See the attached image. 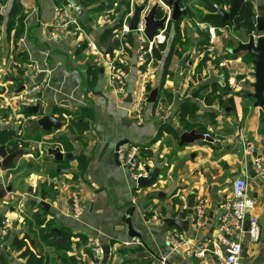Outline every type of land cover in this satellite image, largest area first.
Instances as JSON below:
<instances>
[{
  "label": "crops",
  "instance_id": "obj_1",
  "mask_svg": "<svg viewBox=\"0 0 264 264\" xmlns=\"http://www.w3.org/2000/svg\"><path fill=\"white\" fill-rule=\"evenodd\" d=\"M15 1L0 0V9L4 7L0 10V15H7L4 11L5 8L9 9V15ZM17 1L28 11L26 33L19 44L15 46L13 40H7L6 23L4 28L0 27V37L4 42L0 46L4 44L6 50L4 57H0V63L4 58H7L10 48L14 50L12 65L6 67L9 73L3 77L0 75V110H11L5 118L0 113V132L14 130L20 136L25 135L26 126L19 125L25 114L20 112L21 108H17L15 97L18 96L16 91L21 87L25 86L26 89H30L34 85L35 79L31 77L34 65L47 70L39 94L41 106L47 112L60 120L59 114L63 112H74L79 108L91 107L95 112V119L89 124L90 129L85 134L88 138L85 140L87 145L82 146L80 142H77L74 136L66 131V126L60 120L63 124L60 131L52 130L50 134L39 131L37 135L43 137V142L30 143L29 148L24 149L23 156L15 166L1 170L3 185L12 186L16 190V194L8 195L3 202H0V221L4 215L14 217L12 237L7 240L10 246L5 242L3 250L1 249L0 264H38L29 261V256L18 258L27 248L16 253L11 245L14 240L27 242L26 235L30 236V232L23 222L26 218L33 219L32 214L35 216L36 223L34 226L29 225L31 230L39 228L36 218V214H39L55 223L54 231L57 235L56 230L61 233L62 229H66L72 236L69 242L70 246L54 245V241L60 234L54 241H50V239L47 241L41 237V241L46 247L50 246L56 249L57 260L63 264L65 262L61 259L63 254L74 257L76 253L81 254L80 261H77L78 264L80 262L102 264L96 263V259L91 261L85 254V249H90L89 247L95 239H98L102 246H110L112 255L108 264H219L218 258L212 253L214 250L212 241L219 228V214L222 212L224 202L231 198L233 180L245 174L248 175L250 196L257 202L255 214L261 227V239L254 244L248 240L247 236L243 238L242 249L246 248V257L242 256L241 264H264V178L257 177L260 179L259 182L250 178L248 165L252 164L255 157H244L239 143L240 135L243 134L247 142L257 148V155L264 156L263 115L261 116L259 111L261 109L255 108L254 104L253 107L251 105L249 108H244V98L241 94H235L230 98L226 93L221 92L223 104L230 100L234 102L233 106L227 107L226 105L227 108L222 109L223 104L219 99L221 97L220 90L216 93L218 98L209 104L208 100L214 85L212 82H216L219 77L214 57L209 56L201 71L198 70L200 61L204 59V53H199L198 45L201 40L199 29H203L194 26L195 22L193 23L188 18H183L181 22L183 34H185L187 25L190 28V32L187 31L190 36L188 51L183 53L181 58L176 56L172 58L169 67L170 75L166 76L164 81H162L163 68L161 66V70L158 71L152 68L147 79H143L146 75L145 66L138 61L140 39L134 32L135 43L131 49L132 54L126 58L128 70L124 72L120 69V71L123 73L127 95L131 94L134 100L143 89L147 94L144 122L138 125L132 116V103H126L124 96L111 90L108 85V67L105 59L101 60L89 49L85 38H74L71 34H66L59 39L52 37L57 16L56 7L69 4L67 0L62 5L55 4L53 0H41V4L35 6L32 4V0ZM123 2L125 0L120 1L121 4H124ZM149 2L150 7L160 3L159 0H149ZM98 6L99 3H93L90 6L82 7L85 13V18L79 17L82 28L90 41L96 43L104 51L107 60L118 55L120 61L123 50L114 48L113 56H110V54H106L109 48L104 49L99 43L103 31L114 27L119 22L120 16L114 20L110 18L109 15L113 14V10L95 13ZM162 8L170 16L171 7L165 5ZM224 10H227V7ZM42 30L44 31L41 36ZM227 32L218 30L216 46L231 61L230 70L235 75L236 72L232 69V65L240 64L243 54L235 57L228 52L234 48L228 46L230 39L226 37ZM229 35L232 36L231 41L235 42L236 39L233 38V35L235 37L236 35ZM169 44L168 39L165 45L168 47ZM78 50L80 51L78 52ZM20 52L27 55L28 63L21 64L20 68L16 69L14 55ZM185 55L186 61L182 67H179V63ZM166 56L167 51H165L164 59ZM164 59L159 61L160 65L164 64ZM95 64L101 67L100 75L95 90L87 93L85 87L87 69ZM0 70L2 71L1 66ZM196 71L199 88L207 84V82L204 83V80L212 79L208 83L211 86L207 89L204 88L198 98L196 94L200 89L191 91L189 88V83L192 81L191 72ZM20 72H23L24 75H21ZM15 77L23 79L24 84L17 87L13 83ZM149 86L151 90H148ZM155 89L158 90L156 102L149 103L150 94ZM182 105L194 106L197 110L192 116L188 113L182 120L180 114ZM159 106L164 108L163 119H160L156 114V109ZM229 108L231 111L227 112ZM212 118L213 120H211ZM198 129L201 132H198ZM26 130L29 133L27 128ZM192 130L205 136L209 135L222 146V150L215 149L205 142L180 147L181 135ZM159 131H163V134L157 138ZM29 135L31 134L29 133ZM62 135H66L75 147L76 152L69 154H73L74 157L84 154L87 157L89 160L87 171L81 177L77 170L78 163L73 160L74 157L71 160L62 161L73 160L69 165L73 166L74 172L62 170L66 179L69 180L70 175H74V177L77 175L78 179L70 180L68 185L60 186L58 190L54 187V194L51 197L41 198L42 191L50 193V186H54L55 179V177H51L50 180H47L48 173L46 171L44 174V170L54 166L59 167L56 164L58 162L47 155L46 148L60 146L56 142V138ZM121 141L129 142V145L123 147L124 149H129L132 146L138 149L136 171H131L122 163L121 165L116 164L115 148ZM54 142L55 146L52 147ZM0 146L2 145L0 144ZM61 151L66 154L64 147L61 148ZM144 151L145 154H143ZM37 153L38 156H34ZM145 167H149L152 171L158 168L161 178L154 186L138 188L136 176L143 173ZM48 182L49 184H47ZM33 183L34 185H31ZM37 183L40 192L34 197L31 195V191ZM22 187L26 189V193L22 192ZM194 190L197 191L196 206L200 201H205L202 227L198 229L196 223L193 224V220H191L189 233L184 234L195 249H207L203 258H197L184 249H171L167 244V236L170 233H183V231L179 228H168L163 222L166 217H177L178 210H173L169 206L173 203V199L184 201ZM73 191L79 193L86 207V212L80 221H75L70 217V195ZM163 209L166 210L165 214ZM131 213V225L134 231L140 235L136 239L129 236L126 224V219ZM183 215L184 220H189L185 208ZM82 238L87 240L89 246H85ZM29 246L33 251V248L37 246L36 241L31 239ZM60 246L66 250L71 248L73 253H62L61 255ZM163 259H165V263H162Z\"/></svg>",
  "mask_w": 264,
  "mask_h": 264
},
{
  "label": "built area",
  "instance_id": "obj_2",
  "mask_svg": "<svg viewBox=\"0 0 264 264\" xmlns=\"http://www.w3.org/2000/svg\"><path fill=\"white\" fill-rule=\"evenodd\" d=\"M160 5L165 7L164 1L159 0ZM179 2L180 10L185 11L186 5L183 0H177ZM181 1V3H180ZM248 2L249 0H245ZM229 7H227L228 11ZM166 14V12H164ZM56 21L52 37L59 39L66 34H71L74 38L83 37L88 43V47L93 53H95L101 60L105 59V63L108 67V85L111 90L121 96H126V85L123 77V73L115 67L119 56L116 55L112 59H106L104 53L101 52L96 43L90 41L86 36L79 16L75 13L74 8L70 5H64L62 7H56ZM132 15V14H131ZM169 15V14H167ZM171 15V14H170ZM131 17V16H130ZM170 17V16H169ZM197 27L207 30L209 37V47L207 52L214 58H219L220 62L217 66V74L220 80L226 78L225 71L229 73L227 96L233 97V91L238 89V85L235 76L231 72V61L226 58L225 53L220 52L217 49L216 41L218 38V29L215 27H208L206 29L205 24H201L195 21ZM167 26V24H166ZM166 28V27H165ZM226 30H232L231 28L220 29V31L227 32ZM123 33H129L126 26H124ZM140 39V48L138 49V61L145 66L146 75L143 79H147L154 64L153 52L156 49H160L168 40L166 29L161 30L154 37L153 41H148L144 35V22L141 20L138 30L136 31ZM256 42L260 37L264 36V33H259L257 30L250 32L249 34ZM233 38H237L233 35ZM32 79H36L40 73L47 74V70L40 69L38 65L33 66ZM44 82V81H43ZM43 82L39 85H33L30 89H25L20 95L16 96L17 108L22 105L35 106L41 105L40 92L43 87ZM147 103V94L145 90L137 94L133 100V112L132 116L138 125L144 122V110ZM156 114L160 119L164 118V108L159 106L156 109ZM34 119L31 116L25 115L22 118L19 125L25 127L26 124ZM18 125V126H19ZM209 137V135H206ZM228 141V140H227ZM221 143V141H220ZM239 143L242 148L244 157L253 156L255 160L252 161L253 169L256 172L258 178H264V156H258V151L255 146L250 145L243 134L240 135ZM138 149L134 146L129 149L121 148L119 151V159L123 165L128 167L131 171H136L138 166ZM258 156V157H257ZM1 162V159H0ZM147 174L144 171L136 176V179L145 177ZM71 199V212L70 217L75 221H80L86 212V207L83 204L82 198L79 193L73 191L70 195ZM204 204L205 201H200L195 207L196 227L200 229L202 227V221L204 218ZM257 208V202L250 196L248 175L237 177L231 184V198L224 202L222 206V213L219 218V228L213 238L214 250L212 253L216 255L219 260V264H241L242 261V240L247 236L251 243H258L261 239V227L259 219L257 218L255 211ZM249 222V229L246 230V223ZM13 228V221L7 217L0 221V247H3L6 239L9 237ZM167 244L174 250H187V252L197 258L205 257L207 249H195L188 240L184 233L174 232L167 236ZM92 254L94 259L102 260L103 250L102 244L98 239H95L91 243ZM165 263V259L162 260Z\"/></svg>",
  "mask_w": 264,
  "mask_h": 264
},
{
  "label": "trees",
  "instance_id": "obj_3",
  "mask_svg": "<svg viewBox=\"0 0 264 264\" xmlns=\"http://www.w3.org/2000/svg\"><path fill=\"white\" fill-rule=\"evenodd\" d=\"M120 1L121 0H119L116 3L114 2V0H96L93 3H99V6L96 9L95 13L106 12L109 10L114 11V8H117V11H119V12L117 11L113 12L112 15H109V17L113 18V20L116 19L118 16H120V20L114 27L105 29L103 31V33L100 36L99 43L102 47H104V49H108L113 45V42L115 41L116 42L115 50L116 49L123 50L122 51L123 56H126L128 58L132 54L131 49L133 48L134 43H135L134 32H129L127 34H124L123 29L125 26V21L129 19L132 14L133 5L129 4L127 1H125L124 4H121ZM183 1L185 2V5H186V10H185L186 16L180 17L177 21H168L167 26L165 28L167 37L169 40L171 39L172 42H170L168 47L167 45H164L159 50L156 49L153 52V56L156 59L155 61L158 63L157 60L162 61L164 59L165 51H167V56L164 59V64H163L162 81L165 80V77L167 75H170L169 67H170L172 58L174 56L181 58L183 53L188 51L187 48L189 46L188 45L189 42L183 44L184 48L185 46L186 48L182 52L179 51V49H177V46L180 45L182 38H183L182 37L183 32L181 30V22L183 18H188L193 23L196 21L198 23L205 24L207 26L206 29L211 26L215 27L218 30L225 29V28H231L232 31H234L235 33H238L241 31V32H245L246 34L247 32H252L256 30L255 19H256L257 8L251 2H247L246 4H244L239 13V16L232 23H229V22H223L221 17L217 13V7L222 8V9H224L225 7H229V0H200V4L203 6L204 11L189 8L188 3L191 0H183ZM53 2L57 5H60V4L62 5V3L63 4L66 3V0H53ZM93 3L89 0H81V7H87ZM162 16H163V12L160 10L158 12V18H161ZM27 17H28V11H26L25 8L21 5V3L16 0L11 7L10 13L8 15V20L6 22V38L8 41L13 40V43L15 46L19 44L22 37L26 33ZM2 21H3V16L0 15V25ZM80 21H81V18H80ZM199 32L201 35V40L199 41V44H198L199 49H200L199 53L200 54L204 53V59L201 60L198 65V70L201 71L202 66L208 60L209 56L211 55L207 52V49L209 47V37L207 35V30L199 29ZM0 34H1V31H0ZM172 34L174 35L173 38L171 36ZM235 44H236L235 42L231 40L229 41V46L236 48ZM99 49L101 50L102 53H104V51L101 48ZM79 51L80 50H78V52ZM110 56H113L112 52L110 53ZM232 56L237 57L240 55H232ZM246 56L249 58V61L248 59H246ZM244 57H245L244 63L252 65L254 58L249 53L243 54V58ZM121 60L122 58L120 59V61L118 60L115 65H117L116 67L118 69H121L122 71L125 72L128 70V66H123L124 64L121 63L122 62ZM124 62L126 63V60ZM219 62H220V59L215 58L214 63H216L217 66ZM27 63H28L27 55L25 53L23 52L15 53L14 64H17L16 69H19L21 64H27ZM87 70L88 71L85 77V87H86L87 93H90L95 90L94 88L97 85V80L100 75L101 67L95 64V65L90 66ZM20 73L21 75H24L23 72H20ZM224 73L227 78L229 76V73L226 71ZM13 83L17 87H20L24 84V80L18 77H15L13 78ZM150 88L151 87L149 86L148 90H151ZM227 90L228 89L222 88L221 92H223V94L224 93L227 94ZM217 92H218V88H217V85L215 84L213 85V92L211 94L212 98H209L208 100L209 104H212V102L218 98L216 96ZM219 99L222 102L221 104H223L224 101H222L223 100L222 97H220ZM229 105L233 106L234 102L230 100L227 103V107H229ZM196 110L197 108L194 106L182 105L180 107L181 119L184 120L185 117L188 115V113L190 114V116H192L196 112ZM10 112L11 110L9 109L0 110V113L3 115L4 118L8 116ZM20 112L24 113L23 111H20ZM24 114L28 115L27 113H24ZM59 118L60 120H62L64 126H66V131H68V133L73 135L77 142H80L82 146L87 145L85 140H87L88 138L86 137L85 134L90 129L89 124L92 123L95 119V112L91 107L79 108L74 112H63L59 114ZM262 122L264 123V115L262 116ZM25 131L26 133L24 136H20L14 130L0 132V144L6 147V150L8 153H13L21 149L24 150V149L29 148L30 143L43 142V137L41 135L38 134L35 137L29 135V133L26 130V127H25ZM198 132H201V130L198 129ZM158 134L159 135L157 136V138H159V136L163 134V131H159ZM56 142L60 144V146H56V147H59L60 149L64 147V152L66 154L76 152L74 145L69 141L66 135H62L56 138ZM143 154H145V151ZM36 155L38 156V154ZM73 160L77 161L78 163L77 170L81 174V177L84 176L86 174L87 167L89 164V160L87 159V157L84 154H81V155H77L76 157H74ZM72 161L58 162L56 164L58 166H68ZM11 167L13 166L8 167V169ZM67 168H69V166ZM74 179H78V176L76 175ZM50 188H51L50 193H46L45 191L41 192V195H40L41 198H48L49 196L51 197L54 194L53 193L54 186L51 185ZM163 212L165 214L166 210L163 209ZM36 218H37V225L40 228L41 237L45 240L50 239V241H54L58 237V235L54 231L56 228L55 223H53L52 221H48L46 217H43L42 215H39V214H36ZM60 236L64 241L70 242L72 239V236L67 232L66 229L61 230ZM82 241L85 244V246H89L85 238H82ZM13 242H17V240H14ZM60 248H62V246H60ZM68 249H71V248H68ZM85 250H86L85 251L86 256L92 261L94 259L93 254H92V249H85ZM120 253L121 251L119 250V254ZM61 259L64 260L68 264H73L72 262H74L73 261L74 259L66 254H63ZM38 264H41V262H39ZM75 264H77L76 261H75ZM80 264H88V263L80 262Z\"/></svg>",
  "mask_w": 264,
  "mask_h": 264
},
{
  "label": "water",
  "instance_id": "obj_4",
  "mask_svg": "<svg viewBox=\"0 0 264 264\" xmlns=\"http://www.w3.org/2000/svg\"><path fill=\"white\" fill-rule=\"evenodd\" d=\"M95 1V0H89ZM67 2L74 8L75 12L82 19L85 18V13L81 7L80 0H67ZM248 2L253 3L256 8V19L255 26L256 30L259 33H264V0H249ZM124 3V2H123ZM164 5L171 7L172 12L169 15L165 14L162 6L159 3L154 4L150 7L149 0H143L141 5H133V13L129 19L125 21V26L128 32H136L138 30L141 20L144 22V35L148 41H153L154 37L158 34L159 31L164 30L166 24L169 20L177 21L180 17L186 16L185 11L180 10L179 2L177 0H165ZM247 2L245 0H229V9L228 11L217 7V13L221 17L223 22L232 23L238 16L244 4ZM163 12V16L158 18V12ZM249 38L247 42H238L236 48L228 50L232 55H241L249 53L254 61L253 66V79L252 83H247V86L253 88L254 93L251 97L254 99V107L259 108L264 112V36L260 37L256 42L249 35L250 32H247ZM116 47V42H113L112 47H110L106 54L109 55L113 49ZM186 61V55L181 59L179 67H182ZM45 73L38 74L35 79L34 85H39ZM26 89L25 86L21 87L16 94L19 95ZM158 90L155 89L150 94L148 99L149 103H155L157 99ZM132 95L128 94L125 102L132 103ZM21 110L24 113H27L29 116L33 117L31 121L26 124V128L29 130V133L32 136H36L39 131L50 134L52 130L60 131L63 127L61 121L53 114L47 112L40 104L35 106L22 105ZM231 109H227V112H230ZM197 142H205L206 144L212 145L215 149L222 150V146L215 142L211 137H206L203 134L197 133L196 130L190 132H184L180 137L179 146L183 147L185 145H192ZM129 145L128 141H121L117 144L115 148V162L117 165H121L119 159V151L121 148ZM47 155L52 157L55 162H62L64 160H71L73 154H64L59 147L56 148H46ZM24 150H18L13 153H8L5 146H0V170H6L10 166H15L16 162L23 156ZM146 176L140 177L137 180L138 188H148L154 186L156 182L161 178L160 170L158 168L153 171L149 167H145ZM248 174L251 179L259 182L260 179L257 178L256 172L254 171L252 164L248 165ZM16 190L12 186H4L3 180L0 174V202L5 200L8 195H15ZM197 199V191H192L185 200H178L177 204L171 203L169 206L174 210H178L177 217H166L164 223L168 228H179L186 235L189 233V228L191 220L195 224V206ZM71 203V202H70ZM43 205V203H42ZM184 208L187 209V215L189 220H184ZM222 212L219 214V218ZM132 213L128 215L126 219V224L128 226L129 236L133 239L139 238L140 235L136 233L131 225ZM249 229V222L246 223V230ZM58 235L60 234L56 230ZM55 246L65 245L70 246L71 243L64 241L60 236L54 241ZM103 258L102 260L96 259V263L108 264L109 258L112 255L110 246H102ZM242 256L246 257V248L242 249Z\"/></svg>",
  "mask_w": 264,
  "mask_h": 264
},
{
  "label": "rangeland",
  "instance_id": "obj_5",
  "mask_svg": "<svg viewBox=\"0 0 264 264\" xmlns=\"http://www.w3.org/2000/svg\"><path fill=\"white\" fill-rule=\"evenodd\" d=\"M118 1L119 0H114V2H116V3ZM125 1H127L129 4H132V5H134V4L141 5L142 2H143V1L141 2L140 0H125ZM32 4L34 6L35 5H39V4H41V0H32ZM188 7L191 8V9L193 8V9H198L200 11H204L203 6L200 4V0H191L188 3ZM2 8L4 9V7H1L0 10H2ZM4 11H5V13H7V15H4L3 16V21H2V23L0 25V27H2V28L5 27V23L8 20V12H9V9L8 8H5ZM116 11H117V8H114V11L113 12H116ZM117 12H119V11H117ZM99 16H101V15H99ZM105 16H107V14H105ZM185 30H186V31H184L185 34H183V36H182L183 37L182 38V41H181L180 45L177 46V49H179V51H183L185 49L184 46H183L184 43L190 42V40H189L190 39L189 38L190 36L188 34V32H190V28H189L188 25L185 28ZM43 31L44 30H42L41 33H40L41 36L43 34ZM229 34H235L236 35L237 40L235 41V43H236L235 46H237V43L240 42V41L246 42L248 40V35L245 32H241L240 31L238 33H235L234 31L229 30L227 32V34H226V37H227V39L232 40L231 39L232 36L230 37ZM171 36H172V38L174 37L173 34ZM227 39H226V41H227ZM169 41L172 42L171 39ZM2 43H4V42L2 40V37H0V44H2ZM3 45L0 46V57H4V53L6 52V50L4 49V46ZM228 46H229V43H228ZM13 52H14L13 48H12V50L10 48V50H8V54H7L8 56H7V58H4L1 61V63H0V66H1V69H2V71L0 70L1 77H3L6 73H9V71L6 69V67H11V65H12V55H13ZM121 58H122V60H121L122 62L121 63L124 64L123 66H127L126 63L124 62L127 57L121 55L120 59ZM246 59H248V61H249V58L247 56H246ZM154 60H156V59L154 58ZM157 61H158V63L156 61H154L153 68H155L158 71V70H161L160 69V66L163 68V65H160L161 63L159 64V61L160 60H157ZM244 61H245V57L243 58L242 62L240 63L241 64V67H240V64H234V65H232V67H233L232 69L236 72L235 75H234L235 76V79H236V82H237V85H238V89H236V91L237 90L239 91V92L233 91V95H235V94H237V95L238 94H241L242 97L244 98V102H243V105H245L244 108L245 107H248L249 108L251 105L253 107V104H254V100L251 97V95L254 93V90H253V88H251V86H247V83H252L254 81V79H253L254 70H253V66L252 65L246 64V63H244ZM116 66L117 65H115V67ZM197 71L194 72V73L191 72L192 81H190V83H189V86H190L189 88H190L191 91L194 90V89H200V90L197 91V94H196V96L198 98L199 95H201V93L203 92V89L204 88L207 89L209 86H211V84H208V83L211 82L212 79H210V80H208V79L204 80V83L207 82V84L205 86L199 88L200 86L197 84V80H196V76L198 75L197 74ZM206 77H209V76H206ZM217 79H216V82L215 81H214V83L212 82V85L213 84L214 85L216 84L217 85V88H218V91H220V90L222 91V88L228 89L227 88V85H228V79L227 78H225L224 80H222V82H220V80L219 79L217 80ZM221 91H220V95H221ZM126 97H127V91H126V96H124V98H126ZM221 97H222V95H221ZM210 98H212V96H210ZM227 103H228V101H226L224 103L222 109L225 108V105H227ZM259 111L261 112V116L264 115L261 110H259ZM213 118L211 120H213ZM55 136H56V134H55ZM47 145H50V144H47ZM53 146H55V142L52 145V147ZM34 156H36V154H34ZM68 166H69V168H67ZM68 166H59V167H55L54 166L52 168H48V169H45L44 170V174L46 173V171L48 173L46 175L47 176V180H50L51 177H55L54 182H53L54 183L53 185H54V187L57 188V190H58V187H60V186L61 187H64V186L68 185V182L70 180H73L74 179V177L70 175L69 176L70 179L68 180V179H66L65 175H63V171L62 170H65V171H68V172H74L75 171V169L73 168V166L72 167H71V165H68ZM0 173H2L1 170H0ZM47 184H49V182ZM31 185H34V183L31 184ZM32 190L33 191H31L32 192L31 195L34 196V197H36L39 194V192H40L38 183L34 186V188L32 187ZM22 192L23 193H26L27 191H26L25 188H23L22 189ZM178 200L179 199H177V200L176 199H173V203L175 204ZM1 202H3V201H1ZM17 210H19L18 207H17ZM32 215H33L32 216L33 219L30 220V219L26 218L25 221L23 222L25 224V226L27 227L28 232H30V236L26 235V241L27 242H24V240H22V241L12 242V244H11L12 247H13V249L16 251V253H19L20 251H24V249L27 248L24 252H22L18 256V258L19 257H21V258H27V256H29L30 257L29 258V261H32L34 263L41 262V264H63L61 261L57 260V257L58 256L56 257V253H55V250L56 249L54 247H50V246L49 247H46V245H44V243L41 241V236L39 235V230L40 229L38 228L36 230H31V228H30L29 225L32 224V226H34L35 223H36L35 216H34V214H32ZM7 217H9L12 221L14 219L13 216L11 217L9 215H6V216L4 215L2 219H5ZM12 230H13V228H12ZM12 230H11V232H12ZM11 232H10V235H9L10 238L12 237ZM9 237L6 239V243L8 244V246H10L9 243H8L9 241H7L9 239ZM31 239H34L36 241V245H37L35 248H33V251L30 249V246H29ZM46 244L48 245V242ZM3 247H0V251L3 250ZM89 248L91 249L92 246L90 245ZM60 253L62 255V253H73V251H72V249H67L66 250L64 248H61ZM80 255H79V253L74 254V257H72L74 259L73 260L74 262H72L73 264H75V261L76 262L77 261H80ZM62 261H64V260H62ZM64 264H67V263L64 262Z\"/></svg>",
  "mask_w": 264,
  "mask_h": 264
}]
</instances>
